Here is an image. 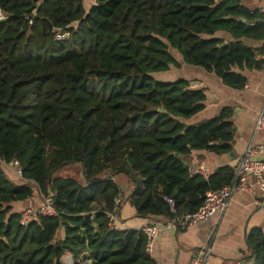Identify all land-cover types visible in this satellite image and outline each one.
<instances>
[{"label":"trees","instance_id":"16d2710c","mask_svg":"<svg viewBox=\"0 0 264 264\" xmlns=\"http://www.w3.org/2000/svg\"><path fill=\"white\" fill-rule=\"evenodd\" d=\"M84 2L0 0L10 15L0 23V264H63L67 255L74 264H156L141 229L110 228L107 213L122 193L113 178L128 176L136 215L159 221L197 210L208 191L235 179L232 165L206 178L182 159L195 150L230 154L234 110L189 124L205 109V89L153 74L180 67L175 50L243 89L242 71L264 68V45L242 39L264 40V15L242 0ZM66 28L70 38L56 41L54 30ZM14 161L22 179L5 167ZM76 163L83 182L57 176ZM33 182L53 195L58 216L23 226L19 204ZM247 245L243 260L264 264L263 229L253 228Z\"/></svg>","mask_w":264,"mask_h":264},{"label":"crops","instance_id":"0c3cea01","mask_svg":"<svg viewBox=\"0 0 264 264\" xmlns=\"http://www.w3.org/2000/svg\"><path fill=\"white\" fill-rule=\"evenodd\" d=\"M242 3L253 13L264 8V0H242ZM216 36L232 39L227 32H219ZM242 41L254 48L264 45V40L243 38ZM178 62L181 70L184 69L188 73L180 79L189 80L194 90L206 91L205 109L195 115L193 121L212 119L224 108L234 110L235 141L232 152L226 156H217L206 150H195L183 156L185 164L189 170L199 166L205 167L208 176L224 165L236 167L249 145H264V131L256 128L257 118L264 105V68L242 71L247 77V84L243 89L236 90L226 86L219 77L201 67L184 64L181 59ZM177 75L172 74L174 78L171 77L170 80L173 82L176 77H181L179 73ZM113 179L120 184L125 201L118 213L124 229L140 230L157 220L137 216L136 209L126 200L133 187L128 176L118 175ZM246 183L249 190L236 192L224 212H218L210 219L186 229L162 231L151 255L155 263L191 264L192 257L202 247H209L211 254L205 264H237L239 261L247 264L243 259L248 255V234L253 228H261L264 231V193L253 176H248ZM29 204V201L23 202L19 207L22 210ZM34 204H40V200H35ZM70 259L72 256L67 255L62 259V263L71 264Z\"/></svg>","mask_w":264,"mask_h":264},{"label":"built area","instance_id":"2783aa9c","mask_svg":"<svg viewBox=\"0 0 264 264\" xmlns=\"http://www.w3.org/2000/svg\"><path fill=\"white\" fill-rule=\"evenodd\" d=\"M260 12L264 15V8H260ZM9 18L10 15L0 7V23L8 20ZM262 22L264 23V17ZM78 25L79 24L76 23L74 27L76 28ZM70 36V28L54 30V38L56 41H67ZM256 128L264 131V105L257 118ZM5 167H7L18 179L23 178L22 170L18 161H14L9 165L5 164ZM189 171L192 174H200L208 178V173L203 166L190 169ZM248 176H253L255 178L256 184L264 193V145H249L240 162L235 167L234 181L221 189L208 191L203 204L197 210L176 214V216L170 220H154L150 224L145 225L141 230L147 237L146 252L149 255L153 254L155 242L162 231H177L186 229L200 221L210 219L218 212H224L228 208L229 203L236 192L249 190V186L246 183ZM33 186L35 189L28 199L30 204L21 213V224L23 226H27L42 217L58 216V211L54 205L53 195L51 193L47 195L42 194L39 191L37 184L34 182ZM37 199L40 200V204L35 205L34 201ZM165 200L171 205L172 210L176 212L175 201L167 196L165 197ZM123 202V194L119 193L114 199L115 210L107 213L109 226L112 230L124 229V226H122L118 217L119 208ZM210 254L211 248L202 247L192 257L191 264H205L207 257ZM86 262H90V260H79L80 264H85ZM70 263L74 264L73 258L70 259ZM237 264H243V262L239 261Z\"/></svg>","mask_w":264,"mask_h":264},{"label":"rangeland","instance_id":"374dc122","mask_svg":"<svg viewBox=\"0 0 264 264\" xmlns=\"http://www.w3.org/2000/svg\"><path fill=\"white\" fill-rule=\"evenodd\" d=\"M84 1H85L84 2L85 3V6L87 7L88 4H90V0H84ZM92 3H95V0H92ZM171 52L175 56L176 59H178V60L181 59L184 62L183 57H182V55L179 52H177L175 50H172ZM184 64H185V62H184ZM181 68L182 67H176L175 68L174 66H172V68L169 70L170 72L169 71L156 72V73L153 74V76L158 81H162V82H172L170 80V78L173 77L172 74L177 75L179 73V75L181 76V77H176L177 79H175V80H178L180 78H183L185 74H188L184 69L181 70ZM194 117L195 116H193L191 119H189L187 121V123H189V124L190 123H195V121H193ZM182 159H183V157H182ZM57 176H61V177H65V178L77 179V180L83 182V173H82L81 164L76 163V164H73L72 166H69V167H65L63 169H60L57 172Z\"/></svg>","mask_w":264,"mask_h":264},{"label":"water","instance_id":"95a60500","mask_svg":"<svg viewBox=\"0 0 264 264\" xmlns=\"http://www.w3.org/2000/svg\"><path fill=\"white\" fill-rule=\"evenodd\" d=\"M227 18H229V17H227ZM175 156H178V153H175Z\"/></svg>","mask_w":264,"mask_h":264}]
</instances>
